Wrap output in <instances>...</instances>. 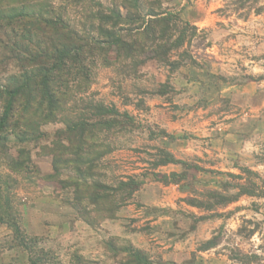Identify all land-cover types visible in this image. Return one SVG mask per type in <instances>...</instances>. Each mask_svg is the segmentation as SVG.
Here are the masks:
<instances>
[{"label": "rangeland", "instance_id": "rangeland-1", "mask_svg": "<svg viewBox=\"0 0 264 264\" xmlns=\"http://www.w3.org/2000/svg\"><path fill=\"white\" fill-rule=\"evenodd\" d=\"M22 1L0 84L100 44L17 119L32 140L0 132V264H264V0Z\"/></svg>", "mask_w": 264, "mask_h": 264}, {"label": "trees", "instance_id": "trees-1", "mask_svg": "<svg viewBox=\"0 0 264 264\" xmlns=\"http://www.w3.org/2000/svg\"><path fill=\"white\" fill-rule=\"evenodd\" d=\"M130 2V4H134L137 6L139 4V0H126ZM22 9L21 15L26 16L27 6L25 1H22ZM138 9L140 8L137 6ZM13 12L12 9H5L0 7V31H3V35L7 37V31H4L3 26H9L10 22L13 20ZM148 16H158L155 13H149ZM103 21H107L112 23V30L103 29L102 27H98V31L100 34L115 36L116 32H129L131 27L118 26L120 18H122V14L119 13V17L114 21L113 17H98ZM38 19H43L46 25L48 26H57V23H53L50 20V17L44 18V16L39 15ZM119 19V20H118ZM57 21L61 19H56ZM60 22V21H59ZM62 28L65 30L64 36L67 38L66 40L72 41L71 35H78V31L74 30L69 25L61 22ZM136 29L140 27H135ZM116 31V32H115ZM78 43H64L63 50L60 52L58 58H51L48 54L44 57L33 59L35 68L32 71H28L26 69L23 70L22 76L20 78L17 75H11L5 84H0V132H7L12 130L14 132L16 138L19 141H29L32 140L37 133L39 132L34 123L26 125L24 136L19 135L15 129L18 128L17 119H24L25 115L28 113L30 109L33 108V103H36L38 109L41 110L42 106L46 103H50V107L55 105L56 97L54 96L53 86H55V75L61 69L67 67L69 61L71 63H75L78 53L85 50V48H91L93 45H97L100 40L96 39L94 36H89L88 38L80 37L78 39ZM88 40V41H86ZM100 44V43H99ZM108 44V43H106ZM105 44V45H106ZM114 44V43H113ZM120 46H125L123 42L118 43ZM20 53L24 54L26 57H21L24 59L23 68L29 61L27 55L29 54V48L24 45V43L16 44L14 46ZM70 51H74V54H70ZM13 52V46L8 45L5 49L4 63H8L10 60V55ZM73 55V57H69ZM77 56V57H76ZM17 58L20 57L17 55ZM42 116V115H41ZM13 126V127H12ZM35 126V127H34ZM9 127V128H8ZM264 197V194L262 195Z\"/></svg>", "mask_w": 264, "mask_h": 264}]
</instances>
